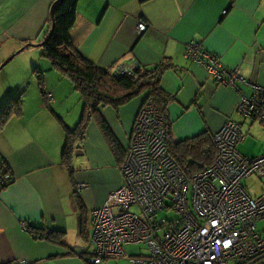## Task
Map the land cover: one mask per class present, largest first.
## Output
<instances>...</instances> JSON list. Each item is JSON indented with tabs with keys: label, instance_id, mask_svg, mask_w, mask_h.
<instances>
[{
	"label": "crops",
	"instance_id": "obj_1",
	"mask_svg": "<svg viewBox=\"0 0 264 264\" xmlns=\"http://www.w3.org/2000/svg\"><path fill=\"white\" fill-rule=\"evenodd\" d=\"M55 1L0 0V65L23 44L42 50L34 44L48 34ZM139 22L146 24L145 31H137ZM70 34L80 54L102 68L114 70L130 60L146 70L171 64L160 87L168 96L165 114L173 144L204 134L212 137L226 121H241L238 93L216 85L204 66L184 57L189 42L248 82L264 86V0H79ZM46 66L42 71H53ZM48 73L43 75L46 82ZM3 75L0 108L9 97H19L21 109L0 128V164L10 175L0 191V264H90L85 251L92 232L90 213L123 183L120 160L147 94L117 109L99 107L101 122L90 120L73 147L71 178L61 161L62 124L70 129L77 124L80 95L64 76L55 82L49 78L44 95L34 87L33 74ZM75 195L85 213L87 241L78 234ZM30 227L63 234L62 244L35 238Z\"/></svg>",
	"mask_w": 264,
	"mask_h": 264
},
{
	"label": "built area",
	"instance_id": "obj_2",
	"mask_svg": "<svg viewBox=\"0 0 264 264\" xmlns=\"http://www.w3.org/2000/svg\"><path fill=\"white\" fill-rule=\"evenodd\" d=\"M136 28L143 32L147 27L139 22ZM183 55L204 66L216 85L236 91L243 121L258 120L264 130V86L226 68L195 42L185 46ZM138 69L139 63L130 60L119 63L113 75L132 76ZM46 97L51 100L50 94ZM166 138L158 108L146 99L120 165L123 183L90 213L87 261L101 264L123 256L124 245L143 243L149 256L131 258L129 264H264V233L256 231L257 221L264 220V190L251 197L241 182L251 176L264 180V153L247 157L236 150L245 140L242 124L228 120L212 135V163L191 176L171 157ZM7 179L9 174H3L0 186ZM167 211L176 217L159 216Z\"/></svg>",
	"mask_w": 264,
	"mask_h": 264
},
{
	"label": "trees",
	"instance_id": "obj_3",
	"mask_svg": "<svg viewBox=\"0 0 264 264\" xmlns=\"http://www.w3.org/2000/svg\"><path fill=\"white\" fill-rule=\"evenodd\" d=\"M79 0H57L53 3V18L49 14V31L45 37L42 56L46 58L53 69L67 78L73 89L80 95L82 110L77 124L67 128L62 124L65 133V143L62 150V164L67 168L69 177L72 178V152L77 142L84 136L85 129L90 120L99 119L98 109L101 106H110L117 109L133 98L146 93L147 99H152L161 114L165 128L168 151L181 170L188 176L209 166L215 155L216 147L212 137L208 134L197 136L173 144L168 138V121L165 114L167 95L161 90L160 78L163 72L171 67L170 63L161 62L151 70L138 69L132 76L113 75V69H106L95 65L84 58L71 38V29L77 19V3ZM53 24V29L51 28ZM28 47L26 43L24 48ZM37 79L39 91H44L43 75L37 69L33 70ZM21 102L19 97H9L0 108V128L11 117L20 114ZM102 128L104 125L101 124ZM113 152L117 155L116 145L109 139ZM124 158V157H123ZM123 159L120 160L122 162ZM121 164V163H120ZM9 174V169L0 164V177ZM9 179L0 186V191L5 189ZM75 205L78 211V234L88 240L89 234L86 227L85 213L75 195ZM35 238L47 239L51 242L62 244L63 234L42 231L41 229L27 228ZM104 260V259H103Z\"/></svg>",
	"mask_w": 264,
	"mask_h": 264
},
{
	"label": "rangeland",
	"instance_id": "obj_4",
	"mask_svg": "<svg viewBox=\"0 0 264 264\" xmlns=\"http://www.w3.org/2000/svg\"><path fill=\"white\" fill-rule=\"evenodd\" d=\"M24 45L25 44H23L21 47L17 48L14 51V53L17 52L20 48L24 47ZM34 45H37V44H34ZM34 45L31 44V46H34ZM26 48H29V50H25V51L18 53L7 64H5L2 67L1 70L4 72H1V70H0V72H1L0 78L4 76L3 75L4 73L7 76H9V78H10L11 76H13L14 71L16 72V74L18 76L20 75V73H21V75H24V78L29 77L30 74H33V77H34V84L33 85L35 87V86H38V83H37V79L35 77V74L32 70L37 69L38 71H40L42 73V75H44L45 73L49 72L46 69H45L46 71H42L43 68L45 67V65H47L46 67L50 66L51 68H52V66H51L50 62L42 56V50H38L40 48H33L30 46H28ZM31 50H33L34 52H32ZM10 56L11 55L7 56L5 59H7ZM3 61H1V63ZM30 64H32V65L30 66ZM24 70L25 71L28 70L27 71L28 74L26 72H24ZM54 71H55V69H53V71L48 73V75H47V76H49L47 78L48 83H49L50 79L53 80L54 82H55V80L64 79V78H62L63 76L61 73L59 74L58 71H56V72H54ZM55 75H57V76H55ZM43 81H44V83H47L45 81L44 76H43ZM68 81L69 80H67V82ZM69 101H70L71 105L75 104V98L73 100H69ZM80 106L82 107V105H80ZM80 112H81V108L79 110V114H80ZM239 123L242 124V131L245 134V140L242 143H239L237 145L236 150L240 154H242L243 156H247V157H255V156H259V155L263 154L264 153V130L262 128V124L259 123L258 120H255L250 125V122L249 121H247V122L243 121L242 117H241V121ZM241 182H242L243 186L245 187V189L247 190V193L251 197L259 196L261 194V192L264 190V180H259L258 178L254 177V176H251L248 179H243ZM131 210H135V209L132 208ZM159 216L165 217L166 219H173L176 217V213H174L173 211H167L164 213H160ZM256 231L261 233V234L264 233L263 232L264 231V220L257 221ZM122 250L124 252L123 256L105 258L104 260H102L101 264H129V259H131V258H143V257L146 258L150 254V251H149L147 245L143 244V243H141V244H127V245H124L122 247ZM89 252H92V250H90ZM227 264H230V263H227Z\"/></svg>",
	"mask_w": 264,
	"mask_h": 264
},
{
	"label": "water",
	"instance_id": "obj_5",
	"mask_svg": "<svg viewBox=\"0 0 264 264\" xmlns=\"http://www.w3.org/2000/svg\"><path fill=\"white\" fill-rule=\"evenodd\" d=\"M49 14H50V17L53 18V9H50ZM51 28L53 29V24H52V27ZM43 43H44V41L42 43H39V44L35 45V46H41ZM29 45H31V44H29ZM23 49H24V47L20 48L13 55H11L7 59H5V61H3V63H1L0 68L3 67L5 64H7L16 54H18L19 52H21Z\"/></svg>",
	"mask_w": 264,
	"mask_h": 264
}]
</instances>
